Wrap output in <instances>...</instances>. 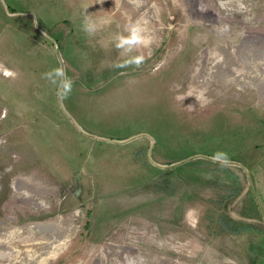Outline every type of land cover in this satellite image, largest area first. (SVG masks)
Masks as SVG:
<instances>
[{
	"label": "rangeland",
	"instance_id": "374dc122",
	"mask_svg": "<svg viewBox=\"0 0 264 264\" xmlns=\"http://www.w3.org/2000/svg\"><path fill=\"white\" fill-rule=\"evenodd\" d=\"M0 264H264V0H0Z\"/></svg>",
	"mask_w": 264,
	"mask_h": 264
},
{
	"label": "clouds",
	"instance_id": "9594fccd",
	"mask_svg": "<svg viewBox=\"0 0 264 264\" xmlns=\"http://www.w3.org/2000/svg\"><path fill=\"white\" fill-rule=\"evenodd\" d=\"M242 7H243V5H241V8ZM86 30L92 31L93 27L88 26ZM127 30L129 33L128 36L121 35L117 38L118 39V43H117L118 48H125V50L130 51L135 45L146 44L149 42L147 40V38L143 35V33L145 32V28L143 27V25L140 21H137L136 23L132 24ZM142 61H143V57L137 56V57L131 58L129 61H127V63H135V64L139 65ZM55 74H56V76H64V71L62 68H57V69H55ZM48 75L51 76V73H49ZM71 85H72L71 80L65 78L63 81V89H62L61 94L67 95V93L70 92V90H71Z\"/></svg>",
	"mask_w": 264,
	"mask_h": 264
},
{
	"label": "bare ground",
	"instance_id": "6f19581e",
	"mask_svg": "<svg viewBox=\"0 0 264 264\" xmlns=\"http://www.w3.org/2000/svg\"><path fill=\"white\" fill-rule=\"evenodd\" d=\"M19 183V182H18ZM32 226V225H31ZM35 229H42L43 231H51V232H56L57 231V225H52V224H49V225H47L46 224V226H43V225H35V226H33ZM66 236H67V234L66 233H64L63 235H61V238L58 240V242L57 243H55V245L54 246H50L51 248H49L48 250H46L45 252H44V254L41 256V257H39L37 260H40V259H43V258H45V257H48V256H50L51 254H53V252H55L56 250H58L60 247H62V245H63V243L65 242V240H66Z\"/></svg>",
	"mask_w": 264,
	"mask_h": 264
},
{
	"label": "trees",
	"instance_id": "16d2710c",
	"mask_svg": "<svg viewBox=\"0 0 264 264\" xmlns=\"http://www.w3.org/2000/svg\"><path fill=\"white\" fill-rule=\"evenodd\" d=\"M221 223L224 225L225 230L231 231V232L235 230L233 228H230L231 226L229 227L225 221L221 220Z\"/></svg>",
	"mask_w": 264,
	"mask_h": 264
},
{
	"label": "crops",
	"instance_id": "0c3cea01",
	"mask_svg": "<svg viewBox=\"0 0 264 264\" xmlns=\"http://www.w3.org/2000/svg\"><path fill=\"white\" fill-rule=\"evenodd\" d=\"M247 186H248V184H247ZM247 186H246V187H247ZM250 186H251V185H250ZM246 187H245V188H246ZM245 188H244V189H242V191H244V190H245ZM228 196H229V195H224V197H228ZM227 199H228V198H227ZM227 199H225V200H227ZM219 201H222V199H219ZM226 202H227V201H226ZM252 211H253V208H252Z\"/></svg>",
	"mask_w": 264,
	"mask_h": 264
}]
</instances>
